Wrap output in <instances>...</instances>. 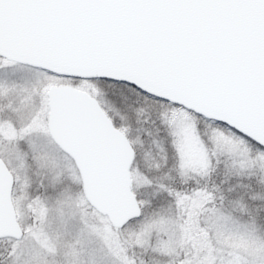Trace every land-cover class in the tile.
Listing matches in <instances>:
<instances>
[{"label": "snow or ice", "instance_id": "obj_1", "mask_svg": "<svg viewBox=\"0 0 264 264\" xmlns=\"http://www.w3.org/2000/svg\"><path fill=\"white\" fill-rule=\"evenodd\" d=\"M0 264H264V0H0Z\"/></svg>", "mask_w": 264, "mask_h": 264}]
</instances>
